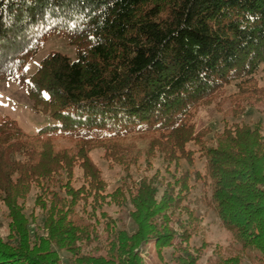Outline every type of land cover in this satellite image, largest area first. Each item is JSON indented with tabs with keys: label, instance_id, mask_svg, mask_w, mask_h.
I'll return each instance as SVG.
<instances>
[{
	"label": "trees",
	"instance_id": "1",
	"mask_svg": "<svg viewBox=\"0 0 264 264\" xmlns=\"http://www.w3.org/2000/svg\"><path fill=\"white\" fill-rule=\"evenodd\" d=\"M50 36L74 45L76 58L50 52L26 78V61ZM262 64L264 0H0V80L22 85L33 110L55 122L28 135L0 119V205L8 218L0 264H59L63 251L72 264H142L143 244L153 240L161 253L174 236L185 243L175 264H196L187 224L168 225L189 190L188 171L173 185L143 175L110 189L88 156L102 148L129 178L139 148L124 140L143 134L150 136L145 160L156 151L175 170L181 160L192 166L197 154L203 174L194 171L193 180L206 178L208 206L264 264V134L235 123L212 138L192 121L197 106L230 83L244 88ZM29 197L40 211L36 230L25 211ZM127 203L136 217L132 233L102 211Z\"/></svg>",
	"mask_w": 264,
	"mask_h": 264
},
{
	"label": "rangeland",
	"instance_id": "2",
	"mask_svg": "<svg viewBox=\"0 0 264 264\" xmlns=\"http://www.w3.org/2000/svg\"><path fill=\"white\" fill-rule=\"evenodd\" d=\"M53 51L64 54L71 60L76 58L75 46L69 44L64 37H47L42 39L39 50L26 61L25 77L27 78L38 67L40 61ZM252 79L250 83L243 85L242 89H238L234 83L225 85L209 104L197 106L192 117L195 132L207 131V136L214 138L216 133L222 132L225 127L235 123H246L251 127H258L264 134V64L259 67ZM2 118L13 120L15 126L28 135L35 134L45 125L55 123L47 115L35 112L25 88L12 80H0V119ZM128 141L139 148L132 154L137 157V162L129 166V178L126 177L127 172L123 170V166L110 163L103 158L102 148H93L88 153L110 189L125 183L131 185L132 181H138L143 175L147 177L154 175L162 184L169 182L173 185V181L181 180L182 174L187 170L190 175L189 190L175 205L177 206L175 214L169 215L168 225L172 226L177 220H181L184 225L187 224L189 238L186 244L189 251L197 258L196 264H220V260L233 257L238 258L236 264H258L255 258L256 253L251 249H241L208 206L210 189L205 183L206 178L202 176L196 181L193 180L194 171L198 170L203 174L202 164L197 159V154H194L195 161L192 166L181 160L179 167L174 170V165L172 163L168 165L163 156L156 151L153 157L145 160L144 151L150 144L149 135H132L124 140V142ZM58 143L66 148L73 146L63 139ZM188 147L193 148L192 144H188ZM73 176L76 177L75 185H80L81 171L76 167L73 170ZM33 200L32 197L28 198L25 211L34 214L37 221L30 222L29 227L31 230H36L40 221V211L33 205ZM4 209L0 205V236L2 237L8 233V218ZM102 211L115 222L116 229L132 233L136 228L134 209L129 203L122 207L106 204L103 205ZM82 215L87 221L89 215ZM96 216L100 221L97 225L98 234L102 241L108 242L104 228L105 220L97 213ZM178 231L181 232L182 228H178ZM171 243L172 247L165 248L161 253L156 250L153 240L143 244L138 249L142 264H175L173 257L182 254L185 243L180 236H174ZM90 248L91 246L85 247L87 253L96 255L95 252L89 251ZM69 256L67 252H60L59 264H72Z\"/></svg>",
	"mask_w": 264,
	"mask_h": 264
}]
</instances>
